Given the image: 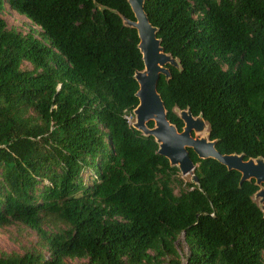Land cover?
Segmentation results:
<instances>
[{
	"label": "trees",
	"instance_id": "16d2710c",
	"mask_svg": "<svg viewBox=\"0 0 264 264\" xmlns=\"http://www.w3.org/2000/svg\"><path fill=\"white\" fill-rule=\"evenodd\" d=\"M5 6L40 33L0 19V233L37 242L0 264H264L255 182L190 151L185 183L132 127L144 65L128 0ZM144 12L179 64L157 87L170 123L181 132L190 110L221 155L264 160V0H144Z\"/></svg>",
	"mask_w": 264,
	"mask_h": 264
},
{
	"label": "water",
	"instance_id": "95a60500",
	"mask_svg": "<svg viewBox=\"0 0 264 264\" xmlns=\"http://www.w3.org/2000/svg\"><path fill=\"white\" fill-rule=\"evenodd\" d=\"M135 21L124 20V25L135 29L139 38L138 49L142 55L144 69L135 74L138 84L136 97L138 107L133 112L135 123L133 128L146 137L154 138L158 144V154L169 161L171 167H176L182 176L192 175L195 165L190 158L192 151L198 159H212L228 171H236L241 175L240 183L254 181L259 188L255 198H260L263 205L260 210L264 214V160L262 158L244 160L243 155H221L216 150V143L207 138H199L195 134L208 128L202 117H193L190 110L178 111V117L183 123L181 132L170 123L160 95L157 92L161 76L170 78L167 68H178L176 59L165 54L157 39V29L154 28L144 12V0H128ZM153 123L152 129L148 124ZM195 182L197 179L194 177Z\"/></svg>",
	"mask_w": 264,
	"mask_h": 264
},
{
	"label": "rangeland",
	"instance_id": "374dc122",
	"mask_svg": "<svg viewBox=\"0 0 264 264\" xmlns=\"http://www.w3.org/2000/svg\"><path fill=\"white\" fill-rule=\"evenodd\" d=\"M0 19H2L6 25L8 30H12L22 36H27L29 34H32L34 36H38L40 33V30L33 26L25 17L19 15L18 13H15L12 11L9 6H5V10L0 14ZM23 70H32V67L28 63H24ZM177 114L179 112L177 111ZM130 122L132 121L131 118ZM135 123V118L132 121V126ZM208 128H205V130L202 133L195 134V136H198L199 138H207ZM88 176V175H86ZM182 181L187 183L190 181L191 175L182 176ZM88 182H90V179ZM179 189H176V192H178ZM254 202L261 208L263 205L260 203V198H253ZM13 234L15 237H18V240L21 244H16L12 242L8 236L3 235L0 233V256L2 255H9L12 253H20L24 254V250L22 248L23 246H31L37 242V237L30 231L20 229L19 231H13ZM176 248L179 253V255L182 258V261L185 262V257L188 254L187 246L185 243L184 235H181L176 242ZM74 264L79 263L78 261H73Z\"/></svg>",
	"mask_w": 264,
	"mask_h": 264
}]
</instances>
